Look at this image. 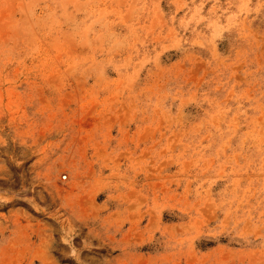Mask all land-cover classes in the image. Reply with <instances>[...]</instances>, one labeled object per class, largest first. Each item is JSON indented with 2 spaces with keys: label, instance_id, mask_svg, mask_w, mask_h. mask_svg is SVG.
Masks as SVG:
<instances>
[{
  "label": "rangeland",
  "instance_id": "rangeland-1",
  "mask_svg": "<svg viewBox=\"0 0 264 264\" xmlns=\"http://www.w3.org/2000/svg\"><path fill=\"white\" fill-rule=\"evenodd\" d=\"M0 264H264V0H0Z\"/></svg>",
  "mask_w": 264,
  "mask_h": 264
}]
</instances>
